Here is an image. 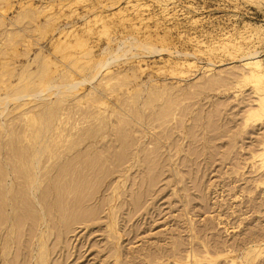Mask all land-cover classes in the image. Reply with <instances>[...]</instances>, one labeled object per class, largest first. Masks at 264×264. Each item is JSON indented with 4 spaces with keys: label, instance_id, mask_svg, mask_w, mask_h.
<instances>
[{
    "label": "rangeland",
    "instance_id": "374dc122",
    "mask_svg": "<svg viewBox=\"0 0 264 264\" xmlns=\"http://www.w3.org/2000/svg\"><path fill=\"white\" fill-rule=\"evenodd\" d=\"M262 35L264 0H0V101L54 86L2 102L0 264H264Z\"/></svg>",
    "mask_w": 264,
    "mask_h": 264
},
{
    "label": "bare ground",
    "instance_id": "6f19581e",
    "mask_svg": "<svg viewBox=\"0 0 264 264\" xmlns=\"http://www.w3.org/2000/svg\"><path fill=\"white\" fill-rule=\"evenodd\" d=\"M24 6H27V5H24ZM23 6V7H24ZM248 31V30H247ZM249 32H250V30H249ZM248 32V33H249ZM252 33V32H251ZM253 33H254V31H253ZM250 35H252V36H254L253 34H250ZM251 36V37H252ZM262 36H264V35H262ZM255 37H257L256 35H255ZM124 45V44H123ZM126 45V44H125ZM136 46H138V45H135V47ZM140 46V45H139ZM127 47H129V46H127ZM127 47H126V49H127ZM134 47V48H135ZM125 48V47H124ZM133 48V47H132ZM133 48V49H134ZM136 49V48H135ZM139 49V48H138ZM140 49H146V50H148V52L150 53V52H152V53H159L160 52V50L159 49H157V48H152V47H143V48H140ZM129 50V49H128ZM135 52H137L136 50H134ZM141 51V50H140ZM143 51V50H142ZM145 51V50H144ZM128 52H129V54H130V51H126L125 49H122L121 47H119L118 48V50L112 55V57L110 58V59H106L107 60V62H106V60L104 61L105 62V64H103V69H106V68H108V66H110L112 63H114V62H118V60L119 59H121L123 56H126V53L128 54ZM144 53V52H143ZM162 53V52H161ZM136 54V53H135ZM139 53H137V55H138ZM145 54V53H144ZM131 55V54H130ZM132 55H134V52L132 53ZM110 56H111V54H110ZM109 57V56H108ZM107 57V58H108ZM103 62V63H104ZM240 64H241V66H238V67H242L241 69H242V73H238V71H237V73L236 72H234V73H229L231 76H233V78H231V79H233V80H235L236 82V84L237 83H240L238 80H240L239 78H241V79H250L251 81H255V83L256 82H258V83H262V82H264V70H263V67H262V65H261V61H260V59H259V53L258 52H251V53H247V54H245V55H243L242 57H241V59H240ZM99 64H102V63H99ZM98 64V65H99ZM115 64V63H114ZM98 65H97V67H98ZM99 66H101V65H99ZM112 66V65H111ZM236 66V67H237ZM102 68V67H101ZM101 68H100V70H101ZM102 69V70H103ZM233 69H235V67L233 68ZM240 69V68H239ZM99 71V70H98ZM222 72V71H221ZM239 72H241V71H239ZM99 73V72H98ZM236 74H237V76H236ZM97 75V74H96ZM98 76V75H97ZM96 76V77H97ZM241 76V77H240ZM96 77H94L95 79H96ZM213 78H215L214 76H212ZM236 77V79H234ZM231 79H229V80H231ZM245 79V80H246ZM228 80V79H227ZM232 80V81H233ZM83 81H86V80H83ZM81 82V84L82 83H84V82ZM240 81H242V80H240ZM253 81V82H254ZM77 82H75V84L73 83V84H71L70 85V83H68L67 84V86L65 87V85L63 86L62 85V87L61 88H66L67 90H73V89H75L76 88V86L77 85H79V83H77ZM231 83H233V82H231ZM230 83V84H231ZM63 84H65V83H63ZM235 84V85H236ZM9 85H11V84H9ZM61 85V84H60ZM234 85V86H235ZM59 86V85H58ZM233 86V85H232ZM8 87H10V86H8ZM8 87H6V88H8ZM12 87V86H11ZM52 87H54V86H50L48 89L45 87V89H47L46 90V92L48 91H50L51 89H52ZM16 88V87H15ZM27 88V91H28V87H26ZM25 88V89H26ZM44 88V87H43ZM11 89H14V88H11ZM17 89L18 90H15V92H17V91H20V89L17 87ZM23 89V92L22 93H20V92H17L18 94H15V95H10L11 94V92L13 91H9L10 93H8V91H6V94H7V96L4 98V99H1V101H0V106H1V103L2 102H6V104H7V102H9V101H14V102H20V103H22V105L24 104V102H21L22 100H24L25 101V99L27 100V101H29V99H30V102L32 101V99H36V97H37V95L38 94H41L42 92V94L44 95L46 92L44 91L45 89H43V91H41V89H40V91L38 92H36V91H31V93H30V90H29V92H25V90H24V87L22 88ZM6 90V89H5ZM8 90H10V89H8ZM35 90V89H34ZM65 91V90H64ZM14 92V93H15ZM13 92H12V94H14ZM61 93L63 94V93H66V92H63L62 90H61ZM61 93H57V95L58 94H61ZM255 93V92H254ZM5 94V95H6ZM4 95V96H5ZM256 95V94H255ZM257 95H259V94H257ZM256 95V96H257ZM2 97V96H1ZM0 97V98H1ZM44 97H45V95H44ZM46 97H47V95H46ZM49 97V96H48ZM27 98H29V99H27ZM254 99V100H253ZM252 99V104L249 102V104H251V107L248 109V110H246V114H244V115H246V119H245V121H248V118L249 117H251V119L252 118H254L255 116L256 117H258L259 118V121L260 122H262V120H261V118H262V114H264V94L262 95V94H260L259 95V97L258 98H253ZM26 101V102H27ZM63 101H64V99H63ZM6 104H4V103H2V111L0 112V116H2V114L4 113V111H5V107L7 106ZM21 105V104H20ZM248 106V105H247ZM249 107V106H248ZM49 112H51V111H49ZM56 113V112H55ZM51 114V113H50ZM261 115V116H260ZM44 117V116H43ZM50 117H51V115H50ZM41 119H43V120H45V117L44 118H41ZM245 123V122H244ZM247 123V122H246ZM44 128H48V127H46V125H44ZM44 128H43V130H44ZM48 130V129H47ZM46 129H45V132L47 131ZM49 131V130H48ZM48 131L46 132V135H47V133H48ZM26 132H28L29 133V131H26ZM44 132V133H45ZM39 133H40V131H39ZM38 133V134H39ZM44 136H46L43 132H41ZM40 133V134H41ZM41 134V135H42ZM25 135H27L26 133H25ZM29 135V134H28ZM27 135V136H28ZM40 136V135H39ZM42 137V136H40V137H38V139L40 140V139H42V141H44V139H46L45 137ZM30 137V136H29ZM32 137V136H31ZM30 137V138H31ZM27 138V137H26ZM33 138H35V137H33ZM44 138V139H43ZM28 139V138H27ZM26 139V140H27ZM48 139V138H47ZM50 139V138H49ZM52 139V138H51ZM61 141H62V139H60ZM60 140H58L57 141V139L56 140H53L52 139V141H53V144H57L58 142H60ZM27 141H29V140H27ZM32 141V143H33V139L31 140ZM31 141L29 142V143H31ZM36 141H38V140H36ZM35 140H34V142H36ZM42 141H40L41 143H42ZM50 141V140H49ZM54 141H57V143H54ZM66 141V140H65ZM45 143H47L48 142V140H45L44 141ZM43 142V143H44ZM67 143H68V141H66ZM66 142H65V144H66ZM37 143V142H36ZM38 143H39V141H38ZM44 143V145H46V148H47V144H45ZM60 143H62V142H60ZM60 143H59V145H60ZM63 143H64V140H63ZM71 143V142H70ZM70 143H68V144H70ZM28 144V143H27ZM52 144V145H53ZM30 145V144H29ZM34 145H35V143H34ZM38 145H40V144H38ZM43 145V146H44ZM71 145H74V143L73 144H71ZM261 145H263V148H264V142H263V144H261ZM33 146V145H32ZM33 147H35V146H33ZM33 147H32V149H33ZM39 148H41L42 146L40 145V146H38ZM48 147H49V145H48ZM64 147H66V145L64 146ZM72 147V146H71ZM44 148H45V146H44ZM46 148H45V150H46ZM38 149V148H37ZM42 149V148H41ZM41 149H38L39 151L41 150ZM33 150H35V148L33 149ZM37 150V152H39ZM45 150L43 151L42 150V153H44L45 152ZM48 150V149H47ZM50 151H51V148H50ZM36 152V151H35ZM36 152V153H37ZM35 153V154H36ZM41 153V152H40ZM47 153V152H46ZM45 153V154H46ZM50 153V152H49ZM34 154V153H33ZM32 154V155H33ZM38 156H39V154H37ZM50 155V154H49ZM34 156V155H33ZM43 156V155H42ZM41 156V157H42ZM51 156V155H50ZM53 156V155H52ZM49 156H44V159L45 160H47V158H48ZM35 158V160L34 161H32L31 163H29V165L32 167V168H30V167H28L29 169H32V170H30L31 171V175H30V177L29 176H27V177H29V181H30V179H32V182L29 184V182H28V186H25V188L26 187H28V189H27V191L29 192V195H31L32 196V198H34L35 196H36V192L37 191H39V189H40V185L41 184H36V183H38V180H39V174L41 173V165H43V163L42 162H44V164L46 163V161H42V160H40L39 158L40 157H34ZM33 158V159H34ZM50 158H52V159H54L55 158V154H54V156L53 157H50ZM50 158H49V161H50ZM57 158H59V157H57ZM49 161H47V163L49 162ZM54 161V160H53ZM42 163V164H41ZM51 164V163H50ZM49 164V165H50ZM46 165V164H45ZM45 165H43L44 167H45ZM23 167V166H22ZM22 167H20V168H22ZM47 167V166H46ZM25 168V167H24ZM24 168H22L23 170H24ZM26 169V171L28 170L29 171V169ZM28 171H27V173H24V175L25 174H27L28 175ZM22 172V171H21ZM25 172V171H24ZM18 173V172H17ZM23 173V172H22ZM19 175H20V172L18 173ZM17 174V175H18ZM30 174V173H29ZM23 174H21V176H22ZM23 175V176H24ZM16 176V175H15ZM21 176H20V178H21ZM23 176H22V181L24 180L23 179ZM27 177H25L27 180H28V178ZM19 178H17V180H18ZM34 179V180H33ZM4 180V179H3ZM14 180V179H13ZM20 180V179H19ZM0 181H2L1 180V177H0ZM3 182V181H2ZM43 182V181H42ZM41 182V183H42ZM25 183H26V181H25ZM3 184V183H2ZM5 186L4 185H1L2 186V188H3V186H4V193H6V192H9L8 190L6 191L5 189H8V188H6V186L8 187V185H7V182L5 181ZM13 184V183H12ZM26 185V184H25ZM38 187H37V186ZM11 187H9V189H10ZM42 188V187H41ZM43 189V188H42ZM2 190V189H1ZM11 190V189H10ZM6 191V192H5ZM26 191V190H25ZM24 191V192H25ZM14 192V191H13ZM10 193V192H9ZM12 194V193H11ZM10 194V195H11ZM24 194H26V192L24 193ZM43 194H44V192H43ZM43 194H42V196H43ZM45 194H47V193H45ZM2 195H4V194H2ZM6 195H9L8 193L6 194ZM48 195V194H47ZM5 196V195H4ZM12 196V195H11ZM41 196V197H42ZM40 197V198H41ZM44 197H45V195H44ZM12 199V198H11ZM18 199V198H17ZM41 200V199H40ZM10 201V200H9ZM39 201V200H38ZM44 201V200H43ZM13 202V201H12ZM41 202H42V200H41ZM40 202V203H41ZM39 203V202H38ZM39 203V205H40V207H41V204ZM43 204V203H42ZM7 205H8V203H7ZM6 205V206H7ZM41 208H43V207H41Z\"/></svg>",
    "mask_w": 264,
    "mask_h": 264
}]
</instances>
